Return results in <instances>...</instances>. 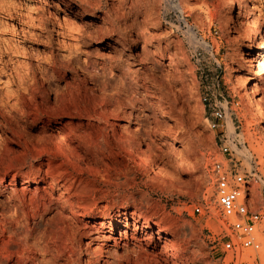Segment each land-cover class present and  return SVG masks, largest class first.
<instances>
[{
  "label": "rangeland",
  "instance_id": "374dc122",
  "mask_svg": "<svg viewBox=\"0 0 264 264\" xmlns=\"http://www.w3.org/2000/svg\"><path fill=\"white\" fill-rule=\"evenodd\" d=\"M210 47L231 109L226 133L264 176V115L254 110L264 114V0H0V253L21 245L40 264L46 249L47 264H66L75 247L80 264H106L134 248L137 264H221L227 226L208 172L223 161L225 129L209 126L192 59L197 48L207 65ZM94 78L128 84L132 105L105 108ZM63 101L72 113L57 114ZM142 131L155 163L145 145L130 154L123 141ZM67 135L72 157L47 138ZM261 243L251 264H264Z\"/></svg>",
  "mask_w": 264,
  "mask_h": 264
},
{
  "label": "built area",
  "instance_id": "2783aa9c",
  "mask_svg": "<svg viewBox=\"0 0 264 264\" xmlns=\"http://www.w3.org/2000/svg\"><path fill=\"white\" fill-rule=\"evenodd\" d=\"M178 25L181 32L187 34L190 26L184 17ZM210 51L205 66L199 59V49L193 48L192 52L202 82L200 101L207 111L210 128L225 129L226 116L231 109L228 108L227 96L221 91L224 86L222 65L211 47ZM236 137L227 135L226 129L222 132L218 148L223 161L213 162L208 172L215 204L227 226L221 238V264H251L264 238V176L253 167L251 160L237 153L241 145ZM195 212L199 213L200 209L196 208Z\"/></svg>",
  "mask_w": 264,
  "mask_h": 264
},
{
  "label": "bare ground",
  "instance_id": "6f19581e",
  "mask_svg": "<svg viewBox=\"0 0 264 264\" xmlns=\"http://www.w3.org/2000/svg\"><path fill=\"white\" fill-rule=\"evenodd\" d=\"M174 9L176 11H178L179 13H182V14L184 13L183 12V7L180 4V2L178 3L177 6L174 7ZM187 34H188V36L190 38H194L195 37L194 36L195 35L194 34V31L192 30L191 27L188 28ZM200 45L202 47H205V49L206 48L208 49V46H207V44L205 42L200 43ZM84 72H85V74H83L84 75V78L88 82V73H87L86 70ZM78 83H79L78 85H80L79 88H81L80 90L78 89V92L79 91H82V92H84L83 95L84 94L87 95L88 89L86 87H84L85 82L84 81H78ZM94 83H95V85L98 83V80H96L95 78L93 79V84ZM137 83H138V81L136 80L135 83H133V84H137ZM100 84L101 85H98L97 84L96 85L97 87L96 86L95 87L97 88V91L99 92V94H101V96L103 97V99L100 97V95L98 96V98L100 97V99H102V100H104V98L107 99V105L105 104L106 105L105 108L114 107L113 113H115V115L116 114H122L125 107H127L128 105H132V103H133L132 100L133 99L132 98L130 99L129 97H128L129 98L128 99L125 96V94H126V90L125 89L129 87V86L127 87L128 84H126L124 82L123 83H118L117 85H113L112 86V90H111V86L108 88L107 86H109V85L106 86L104 83L103 84L100 83ZM106 88L110 89L111 95L109 93H108V95H105V93H107L109 91L108 90L106 92ZM92 92H94V91H92ZM95 92H96V90H95ZM68 101H69V99H68ZM65 102L63 101L62 104H60L61 106L59 107L57 114H63V113L64 114H67V113H70V112L72 113V111H71V107H72L71 104H69L68 102L67 103H65ZM105 102H106V100H105ZM258 107H259L258 104L254 105V110L262 118V116L264 115L263 114V111H262V109L260 110L261 107L260 108H258ZM130 120H133V118L130 117ZM227 129H228L229 132H232V125H231V122L229 120H227ZM142 132L143 133H141V134L139 132H137L136 134H130L129 136H123V138H124L123 141L128 146V149H129L128 152L130 154L131 153L132 154H135L136 152H138V149L140 148V146L145 145L146 152L149 154V156H150V158L152 160V163H155V162L159 161V156L156 153H154L155 151L152 150V148L150 147V144L149 145L146 144V139H147V137L149 138V136L147 135L148 133L145 132V131H142ZM71 137H73V136H68V135L67 136H61V137L60 136H49L47 138H48V140L52 141L55 146H59L60 142H63V145H62V148H61L62 149V152L64 154H68V155H70V157H72L74 155L75 149L72 147V145H70V141L72 142V140H73ZM47 138H46V140H47ZM74 139H77V137L75 136ZM240 154H241V152H240ZM126 155L127 154H125L124 157H126ZM250 155H248V154L246 155V153L244 154V152L242 154V156H244L248 161L251 159ZM139 162H140L139 165L140 166H143V168L145 167L148 170L151 169V166L142 157L139 158ZM74 172H77V171L75 170ZM78 173L81 174V175L83 174L82 172H78ZM160 174H161V176L163 175V177H166L162 172H160ZM66 206L69 207L71 210H73V206L70 205V203L68 201H63L62 202V208L66 207ZM117 217H119V216H117ZM60 222L62 224H65V219H61ZM36 226H38V224ZM66 227H67L66 230L69 229V231L72 228L71 225H69V224H67ZM75 236H77L76 235V231H70V239H71V242L74 241ZM16 250H17L16 254L15 253H13V254H11V253L10 254H8V253H0V264H10V261L14 258L13 257L14 255L16 257V262H15L16 264H28L30 261H32L31 255L36 256L39 253V251H37L35 254L34 253L32 254V253L28 252V250H26L21 245H18L17 248H16ZM45 250L43 251V254H42V257H41L42 259H41L40 264H47L45 262V259H44L45 258L44 256L47 255V252ZM69 251H71V250H69ZM79 253H80L79 250H76L75 247H72V252L70 253L71 256H70V258L68 257L69 259L67 260V263L66 264H80L79 263L80 261H79V258H78L80 256ZM196 254H197V252H195V255ZM16 255H18V257ZM193 256H194V254H193ZM142 257L143 256H141V253H138L136 250H134V248H132V249H129V250H125V253L123 254V256L114 257V259L112 260L111 263L110 262L109 263L106 262V264H135L137 261H139V259H142ZM193 261H194V259H193ZM48 262H50V261H48ZM195 262H196V260H195ZM95 263H97V262H95ZM49 264H51V263H49ZM88 264H92V262L91 263L88 262ZM97 264H99V263H97Z\"/></svg>",
  "mask_w": 264,
  "mask_h": 264
}]
</instances>
